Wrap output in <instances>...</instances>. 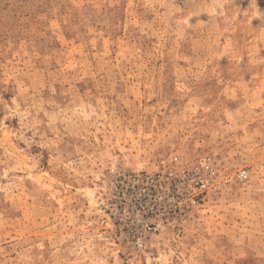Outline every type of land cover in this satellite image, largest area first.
<instances>
[{
	"label": "rangeland",
	"instance_id": "rangeland-1",
	"mask_svg": "<svg viewBox=\"0 0 264 264\" xmlns=\"http://www.w3.org/2000/svg\"><path fill=\"white\" fill-rule=\"evenodd\" d=\"M202 155L247 180L125 246L101 173ZM0 264H264V0H0Z\"/></svg>",
	"mask_w": 264,
	"mask_h": 264
},
{
	"label": "built area",
	"instance_id": "built-area-1",
	"mask_svg": "<svg viewBox=\"0 0 264 264\" xmlns=\"http://www.w3.org/2000/svg\"><path fill=\"white\" fill-rule=\"evenodd\" d=\"M98 201L121 242L143 252L155 238H182L209 194L244 182L245 168L222 170L208 155L190 166L114 169L101 173Z\"/></svg>",
	"mask_w": 264,
	"mask_h": 264
}]
</instances>
